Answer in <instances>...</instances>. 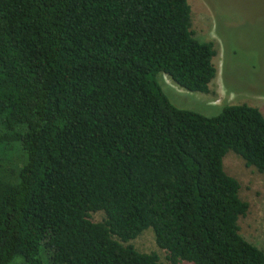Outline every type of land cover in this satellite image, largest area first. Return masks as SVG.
<instances>
[{
  "label": "trees",
  "instance_id": "trees-1",
  "mask_svg": "<svg viewBox=\"0 0 264 264\" xmlns=\"http://www.w3.org/2000/svg\"><path fill=\"white\" fill-rule=\"evenodd\" d=\"M191 28L188 0H0V264H163L129 244L150 229L170 264H264L224 169L264 174V115L180 109L158 80L210 93Z\"/></svg>",
  "mask_w": 264,
  "mask_h": 264
},
{
  "label": "rangeland",
  "instance_id": "rangeland-1",
  "mask_svg": "<svg viewBox=\"0 0 264 264\" xmlns=\"http://www.w3.org/2000/svg\"><path fill=\"white\" fill-rule=\"evenodd\" d=\"M188 2L194 37L214 44L217 76L210 85V93L202 94L189 92L169 76L160 75L158 80L165 94L176 107L208 117L219 115L228 105L241 104L255 107L264 115V0ZM224 169L239 181L240 197L250 205L247 216L239 221L241 235L264 251V174L247 167L232 152L224 159ZM103 219V213L91 215L95 223ZM129 244L140 253H157L163 264H170L152 229Z\"/></svg>",
  "mask_w": 264,
  "mask_h": 264
}]
</instances>
